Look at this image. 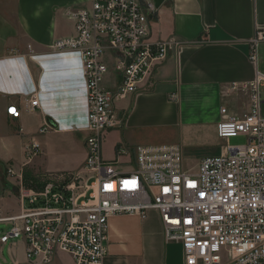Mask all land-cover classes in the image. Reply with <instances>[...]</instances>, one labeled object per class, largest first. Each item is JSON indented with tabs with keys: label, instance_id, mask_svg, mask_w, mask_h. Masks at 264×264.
Instances as JSON below:
<instances>
[{
	"label": "built area",
	"instance_id": "built-area-1",
	"mask_svg": "<svg viewBox=\"0 0 264 264\" xmlns=\"http://www.w3.org/2000/svg\"><path fill=\"white\" fill-rule=\"evenodd\" d=\"M155 12L152 0H90L89 8L66 12L75 35L56 40L53 50L80 58L87 106L85 161L81 173L68 181L45 178L38 190L6 168V175L15 178L11 185L20 212L0 219L10 226L0 236V248L21 240L28 264H50L58 254L70 256L73 264H102L109 218H145L154 210L165 241L181 245L184 264H264V71L256 70L240 89L248 96L246 113L219 110L217 137L227 141L242 135L245 145L221 146L219 155L203 158L194 171L184 167L181 150L173 145L137 147L127 172L117 161L102 158L104 132L123 123L116 104L141 91L153 67L184 44L175 38L149 42L147 17ZM260 46L264 26L255 28L249 41V60L256 66ZM110 67L120 81L105 89L101 84ZM26 108H38L35 94ZM6 114L21 117L15 105ZM49 130L44 123L37 134ZM24 153L31 161L41 146L32 140ZM125 154L123 148L116 150L117 157Z\"/></svg>",
	"mask_w": 264,
	"mask_h": 264
},
{
	"label": "crops",
	"instance_id": "crops-1",
	"mask_svg": "<svg viewBox=\"0 0 264 264\" xmlns=\"http://www.w3.org/2000/svg\"><path fill=\"white\" fill-rule=\"evenodd\" d=\"M89 6L90 0H0V177L1 170L11 168L26 187H35L33 180L40 177L81 173L87 106L80 58L76 52H55L53 44L75 35L66 12ZM147 18L149 42L175 38L184 44L153 67L141 91L116 104L123 123L104 132L102 158L117 161L120 171L127 172L137 147L173 145L183 161L193 157L197 166L221 153L216 134L220 108L239 116L248 111V96L240 89L258 70L249 60V41L255 28L264 26V0H166ZM108 76L103 88L113 89L120 78L112 67ZM32 94L38 108L29 112ZM10 105L21 112L19 120L6 114ZM44 123L50 126L46 133L61 134L58 141L69 146L66 157L55 153L53 138L37 134ZM32 140L41 153L27 161L24 150ZM77 141L82 159L71 167L68 157ZM118 148L127 154L117 157ZM7 177L4 183L0 180V201L18 200ZM19 212L0 207V219ZM12 246L26 262L23 242ZM105 246L102 264H184L181 245L165 241L154 210L145 218L110 217Z\"/></svg>",
	"mask_w": 264,
	"mask_h": 264
},
{
	"label": "rangeland",
	"instance_id": "rangeland-1",
	"mask_svg": "<svg viewBox=\"0 0 264 264\" xmlns=\"http://www.w3.org/2000/svg\"><path fill=\"white\" fill-rule=\"evenodd\" d=\"M106 58H107V55H106ZM258 70L260 72L264 71V47L263 46H260V48H259ZM109 78H110L109 76L104 78V80L101 84L102 87L105 86V83L107 85L106 79H109ZM85 135L87 138V134H84L83 137H85ZM40 136H44V139L45 138L46 139L47 138H53L54 140L52 139L50 144H51V146L54 145V148H56L57 151L55 153L58 156L66 157L65 153H67V151H65V150L69 146L66 145V142H64V141H60V142L58 141L59 139H62L61 134H53V133L48 134V133H46V134L40 135ZM40 140H43L42 137H40V139H38V141H40ZM245 144H246V137L242 136V135L235 137V138L228 139L227 141H220L221 146L236 147V146H243ZM74 146H75V150H74L73 154H71L68 157V163L70 164L71 167L79 165V163L82 159L81 155H79V154H81V147H80L81 144L77 141V143H75ZM83 164L82 165L80 164L81 168H82ZM184 167L186 169H193V171H194L197 168L196 159L191 157L187 160H184ZM1 171H2L3 176L0 177V180H1V182L4 183V180L7 176L6 175V169L4 168ZM74 173L75 172L71 173V172L65 171V172L60 173L61 174L60 177H56V176H49V177L53 180L68 181L71 178V176L74 175ZM36 180L38 182V185L37 186L35 185V189L38 190L39 188H41L44 185L45 178L40 177V178H37ZM9 182L14 183L15 178L9 177ZM6 184H8V183H6ZM56 184H61V183L58 182ZM64 184H67V182ZM0 185L2 186L1 183H0ZM0 207H2L4 209V212H16L20 208V203H19V200H17L16 198L9 197L3 201H0ZM9 228H10V226L8 223H0V236L2 233L8 232ZM12 242L16 243L17 240L9 241L7 244L3 245L0 248V264H26V262L23 260L21 252H18L17 250H15L13 253V250L15 248L12 246ZM50 264H71V259L67 255L58 254Z\"/></svg>",
	"mask_w": 264,
	"mask_h": 264
},
{
	"label": "water",
	"instance_id": "water-1",
	"mask_svg": "<svg viewBox=\"0 0 264 264\" xmlns=\"http://www.w3.org/2000/svg\"><path fill=\"white\" fill-rule=\"evenodd\" d=\"M166 0H152L155 9H159Z\"/></svg>",
	"mask_w": 264,
	"mask_h": 264
},
{
	"label": "trees",
	"instance_id": "trees-1",
	"mask_svg": "<svg viewBox=\"0 0 264 264\" xmlns=\"http://www.w3.org/2000/svg\"><path fill=\"white\" fill-rule=\"evenodd\" d=\"M34 182H37V180L35 179V180H33ZM36 184H38V183H36ZM37 186V185H36ZM14 189V188H13Z\"/></svg>",
	"mask_w": 264,
	"mask_h": 264
}]
</instances>
